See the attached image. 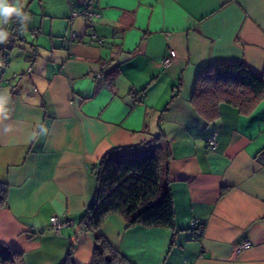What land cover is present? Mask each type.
<instances>
[{"label": "crops", "instance_id": "crops-1", "mask_svg": "<svg viewBox=\"0 0 264 264\" xmlns=\"http://www.w3.org/2000/svg\"><path fill=\"white\" fill-rule=\"evenodd\" d=\"M20 2L25 42L0 69V244L21 251L25 264H63L73 245L74 264H91L94 235L75 230L96 189L93 166L161 134L174 228L109 214L100 233L133 264H264V100L248 115L221 104L211 122L190 103L207 65L264 74V0H94L92 24L70 18L85 0ZM52 215L72 223L55 234Z\"/></svg>", "mask_w": 264, "mask_h": 264}, {"label": "trees", "instance_id": "trees-1", "mask_svg": "<svg viewBox=\"0 0 264 264\" xmlns=\"http://www.w3.org/2000/svg\"><path fill=\"white\" fill-rule=\"evenodd\" d=\"M90 3L93 6L94 0H85L82 7ZM81 8L72 7L70 18L73 9ZM5 28L9 32V38L0 52L1 66L7 64L9 52L18 42H25V27L22 28L18 22L10 23ZM9 39L12 41L9 42ZM36 55L35 48L28 50L27 59L30 64ZM26 70L23 76L31 73L27 74ZM13 78H19V75L14 73ZM179 88L180 81L172 97L178 94ZM262 100L264 74L257 75L242 63L218 62L200 70L190 103L202 118L211 122L219 118L221 104L231 105L240 114L248 115ZM169 158L168 142L160 134L152 142L130 149L114 148L98 159L92 168L97 178L96 189L79 222V226L94 235L95 247L91 264H133L99 231L109 214L123 216L129 225L174 228L173 198L165 184ZM6 193L7 185L0 181V207L6 203ZM201 224L202 222H197L194 226ZM72 251L73 245L63 264H74ZM0 264H25L23 253L0 244Z\"/></svg>", "mask_w": 264, "mask_h": 264}, {"label": "built area", "instance_id": "built-area-1", "mask_svg": "<svg viewBox=\"0 0 264 264\" xmlns=\"http://www.w3.org/2000/svg\"><path fill=\"white\" fill-rule=\"evenodd\" d=\"M85 16L90 24L93 23V21L95 20V18H97L99 16V13L97 10L94 9V7L92 6V3L90 4H86L84 5L81 9H73L72 12H71V17L74 18V17H77V16ZM17 22L13 23V24H16ZM7 26V25H5ZM4 26V27H5ZM34 34L36 32H33ZM21 35V33L19 34V36ZM74 33L72 34V37H74ZM93 37L95 38V35H93ZM12 41L11 39H9V42ZM4 45V43H0V52H2V46ZM4 52V50H3ZM5 53V52H4ZM175 56V52L173 50H170L168 55H166L163 60H162V64L167 67L169 64H170V61L171 59ZM31 71V67L29 66L26 70V73H30ZM99 76V75H98ZM216 138L214 135L212 136H209L207 139H206V144L208 147L210 148H214L216 146ZM49 221H50V230L55 233V234H59L61 229L69 224L72 223V221L66 219V218H59L57 215H52L50 218H49ZM251 245V242L246 239L244 241H242L240 244H238L237 246V250H241V249H244V248H247Z\"/></svg>", "mask_w": 264, "mask_h": 264}, {"label": "clouds", "instance_id": "clouds-1", "mask_svg": "<svg viewBox=\"0 0 264 264\" xmlns=\"http://www.w3.org/2000/svg\"><path fill=\"white\" fill-rule=\"evenodd\" d=\"M28 20L29 16L24 12L20 0H0V43H5L9 38L5 25L18 22L23 28ZM4 111V105L0 102V113Z\"/></svg>", "mask_w": 264, "mask_h": 264}, {"label": "rangeland", "instance_id": "rangeland-1", "mask_svg": "<svg viewBox=\"0 0 264 264\" xmlns=\"http://www.w3.org/2000/svg\"><path fill=\"white\" fill-rule=\"evenodd\" d=\"M65 1V0H64ZM15 49V50H14ZM14 49H12L10 52H9V55H8V58H7V60H8V62L10 63L11 61H12V59L14 58V56H16L17 55V53H19L18 51H19V49H18V46H16ZM14 50V52L11 54V52ZM24 52V51H23ZM21 53V52H20ZM11 54V55H10ZM22 54V53H21ZM20 55V54H19ZM22 55H25V54H22ZM21 55V56H22ZM20 56V59H22V57ZM1 57L2 56H0V69H2V68H4V69H6V70H8L7 69V67H8V62H7V64H4V65H2L1 66V61H2V59H1ZM22 61V60H21ZM27 65H28V63H27ZM27 68V67H26ZM26 68L23 70V72H25V70H26ZM22 70V69H21ZM23 72H16L17 73V75H19V78H13V76H12V80H13V83L15 84L16 82L18 83L20 80H22V79H24V78H27V77H29V75H25V76H23Z\"/></svg>", "mask_w": 264, "mask_h": 264}, {"label": "water", "instance_id": "water-1", "mask_svg": "<svg viewBox=\"0 0 264 264\" xmlns=\"http://www.w3.org/2000/svg\"><path fill=\"white\" fill-rule=\"evenodd\" d=\"M79 227H80L79 225L76 226V230H75V232L79 229Z\"/></svg>", "mask_w": 264, "mask_h": 264}]
</instances>
